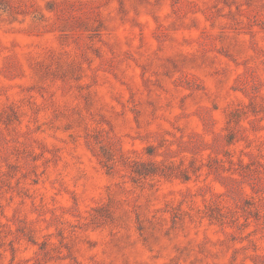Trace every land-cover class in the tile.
Instances as JSON below:
<instances>
[{
    "label": "rangeland",
    "instance_id": "1",
    "mask_svg": "<svg viewBox=\"0 0 264 264\" xmlns=\"http://www.w3.org/2000/svg\"><path fill=\"white\" fill-rule=\"evenodd\" d=\"M0 264H264V0H0Z\"/></svg>",
    "mask_w": 264,
    "mask_h": 264
}]
</instances>
